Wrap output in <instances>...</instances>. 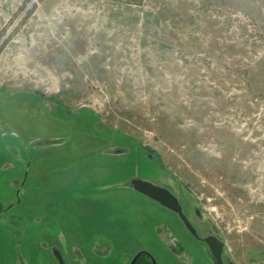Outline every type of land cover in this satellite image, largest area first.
Returning a JSON list of instances; mask_svg holds the SVG:
<instances>
[{
	"label": "rangeland",
	"instance_id": "obj_1",
	"mask_svg": "<svg viewBox=\"0 0 264 264\" xmlns=\"http://www.w3.org/2000/svg\"><path fill=\"white\" fill-rule=\"evenodd\" d=\"M2 46L0 264H213L134 178L264 264V0H0Z\"/></svg>",
	"mask_w": 264,
	"mask_h": 264
},
{
	"label": "water",
	"instance_id": "obj_2",
	"mask_svg": "<svg viewBox=\"0 0 264 264\" xmlns=\"http://www.w3.org/2000/svg\"><path fill=\"white\" fill-rule=\"evenodd\" d=\"M134 190L139 193L149 197L150 199L158 202L165 208L175 212L188 230L195 236L198 237L197 231L191 224L187 215L184 213L182 204L180 203L178 197L167 187L157 185L149 180L134 178L131 181ZM206 242L210 255L215 258L217 264H223L222 253L224 249L223 241L214 235L208 236L204 239ZM135 258L130 264H134ZM155 264H158L154 259Z\"/></svg>",
	"mask_w": 264,
	"mask_h": 264
},
{
	"label": "flooded vegetation",
	"instance_id": "obj_3",
	"mask_svg": "<svg viewBox=\"0 0 264 264\" xmlns=\"http://www.w3.org/2000/svg\"><path fill=\"white\" fill-rule=\"evenodd\" d=\"M188 219H189V218H188ZM190 222H191V221H190ZM183 224H184V223H183ZM191 224L194 226V224H193L192 222H191ZM185 227H186V226H185ZM194 228H195L196 231H197L198 237H195V236H194V235L188 230V228L186 227V229H187V230L189 231V233L194 237V239H197L199 242H201V243H203V244L206 245V247H207V249H208V251H207V255H208V257H209V260H210L213 264H217L215 258L212 257V256L210 255L209 248H208L206 242L204 241V239L207 238L208 236H211V235L217 236V235H215L214 233H209V234L206 235L205 237H202V236H200V234H199V232H198V229H197L195 226H194ZM178 246H179V248H181V251L184 252V250H185V245H184L181 241L178 242ZM140 252H141V251H140ZM183 252H182V253H183ZM138 253H139V252H138ZM138 253H137V254H138ZM137 254H135V255L133 256V258L131 259L130 263L132 262V260L134 259V257H135ZM191 258L194 259L193 256H191ZM222 261H223V264H233L232 261H230V260H228V259L225 260V257H224V249H223V253H222ZM130 263H129V264H130Z\"/></svg>",
	"mask_w": 264,
	"mask_h": 264
},
{
	"label": "trees",
	"instance_id": "obj_4",
	"mask_svg": "<svg viewBox=\"0 0 264 264\" xmlns=\"http://www.w3.org/2000/svg\"><path fill=\"white\" fill-rule=\"evenodd\" d=\"M36 6H37V4L33 5V8L28 11V15H30L33 12V10L36 8ZM3 47L4 46H2L0 48V52H1ZM19 225H21V228H22L23 225L21 223ZM14 233L16 234L15 231H14ZM134 258H135L134 264H155L154 257L147 251L139 252Z\"/></svg>",
	"mask_w": 264,
	"mask_h": 264
},
{
	"label": "crops",
	"instance_id": "obj_5",
	"mask_svg": "<svg viewBox=\"0 0 264 264\" xmlns=\"http://www.w3.org/2000/svg\"><path fill=\"white\" fill-rule=\"evenodd\" d=\"M138 192V191H137Z\"/></svg>",
	"mask_w": 264,
	"mask_h": 264
}]
</instances>
